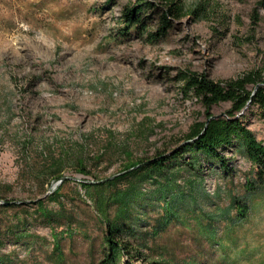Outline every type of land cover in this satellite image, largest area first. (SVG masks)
Masks as SVG:
<instances>
[{"label": "rangeland", "instance_id": "374dc122", "mask_svg": "<svg viewBox=\"0 0 264 264\" xmlns=\"http://www.w3.org/2000/svg\"><path fill=\"white\" fill-rule=\"evenodd\" d=\"M132 1L0 0V195L33 213L25 217L28 235H3L1 252L12 264H98L103 226L80 183L176 147L193 123L206 119L195 96L181 91V71L227 80L259 70L264 77V8L257 0H205L206 18L184 16L154 43L134 34L110 36ZM181 1L193 6L199 0ZM231 107L223 101L209 112L226 116ZM241 114L264 144L262 112L250 106L236 116ZM220 152L233 172L227 176L205 161L204 189L212 199L200 202L205 211L217 212V234L233 239L231 196L245 198L252 210L235 229L232 253L243 249L248 256L234 264H264V187L247 191L245 179H254V168L236 143ZM54 158H63L69 182L62 200L73 217L68 234L55 228L59 257L50 224L28 206L39 198L54 204L46 199L59 184L47 176ZM13 211L0 208V235L14 221ZM184 218L152 245L164 244L179 259L200 253V264H226L218 262L219 248L200 243L197 217ZM154 219L147 217V230ZM133 263L150 264L140 258Z\"/></svg>", "mask_w": 264, "mask_h": 264}, {"label": "trees", "instance_id": "16d2710c", "mask_svg": "<svg viewBox=\"0 0 264 264\" xmlns=\"http://www.w3.org/2000/svg\"><path fill=\"white\" fill-rule=\"evenodd\" d=\"M208 3L199 0L195 5L188 6L181 0H133L123 7L115 32L110 36L128 37L134 34L148 43L157 42L165 37L174 22L184 16L193 20L206 18L209 14ZM257 5L264 8V0H257ZM254 17L258 18V14ZM179 80L184 95L192 94L202 104L206 119L193 123L176 147L157 150L152 157H140L120 171L139 164L136 168L103 181L100 180L106 177L80 183L84 196L92 203L97 219L103 226L100 244L102 256L98 264H134L137 258L150 264H200L197 259L200 253L179 259L164 244L152 245L156 243L157 235L183 221L186 214L198 219L196 233L200 243L205 241L212 248H219V263L234 264L235 260L248 256L241 255L246 253L243 249L233 253L232 249L238 245L235 229L247 219L252 206L245 198L232 194L229 204L234 213L229 218L235 227L231 231L233 239L228 234H217V212L209 213L203 206L205 201L211 202L212 199L204 189V163H216L225 175H231L233 169L228 166L229 158L220 149L236 143L254 168V179H245L247 191L254 194L264 187V144L244 125L243 114L236 116L242 109L246 111L250 106H256L264 118V77L261 71L254 70L237 78L214 80L205 72L186 69L179 73ZM247 85H252V89H248ZM223 101H229L232 105L227 115L212 117L209 109ZM63 163V158L51 160L47 170L51 180L63 176ZM67 182L69 180H63L46 197L54 201L52 206L48 207L45 199L41 198L28 205L33 206L32 211L50 224L53 251L58 257L60 244L55 228L61 226L60 233L68 234L73 219L62 200V188ZM0 199H3L1 210H14V221L11 220L0 235V264H12L9 255L1 252L5 243L3 235L9 234L18 239L28 235L25 217L33 213L30 214L18 203L6 201L1 195ZM151 214L155 219L147 230V217ZM123 257L126 259L122 263Z\"/></svg>", "mask_w": 264, "mask_h": 264}, {"label": "water", "instance_id": "95a60500", "mask_svg": "<svg viewBox=\"0 0 264 264\" xmlns=\"http://www.w3.org/2000/svg\"><path fill=\"white\" fill-rule=\"evenodd\" d=\"M212 117H214V116H212ZM207 123H208V119H207L206 122H205V127L207 126ZM137 166H139V164H137V165H135V166H133V167H130V168L126 169V170H123V171L117 172V173H115V174H113V175H111V176H108V177H106V178H104V179H101L100 181H103V180H105V179H109V178H112V177L117 176V175H119V174H122V173H124V172H126V171H129V170H131V169H133V168H136ZM68 178H69L68 176H62V177H60V178H58V179H55L54 182L56 183V182L59 181V184H60L63 180L68 179ZM88 182H90V181H88ZM91 182H92V181H91ZM93 182H94V181H93ZM55 183H54V184H55ZM56 187H57V185L55 184V185H54V188H56ZM2 202H3V201H2Z\"/></svg>", "mask_w": 264, "mask_h": 264}]
</instances>
